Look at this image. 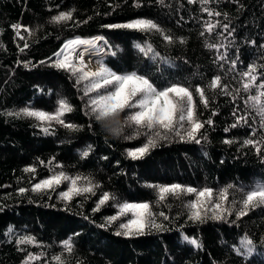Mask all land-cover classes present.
<instances>
[{"label":"trees","instance_id":"16d2710c","mask_svg":"<svg viewBox=\"0 0 264 264\" xmlns=\"http://www.w3.org/2000/svg\"><path fill=\"white\" fill-rule=\"evenodd\" d=\"M60 13L71 19L54 22ZM139 19L159 30L112 27ZM13 25L28 28L30 39H19ZM78 37L104 38L113 56L102 65L118 75L145 76L158 90L187 87L203 125L195 138H188L191 125L185 121L180 135L163 138L161 132L133 159L128 153L147 144L156 130L126 124L127 109L118 124L95 119L90 99L97 93L85 95L87 82L77 83L78 76L57 67L53 57ZM137 43L149 44L160 57L146 55ZM30 62L34 69L24 67ZM252 67L255 82L244 76ZM217 76L220 86L209 87ZM262 83L264 0H0V264H264V203L239 215L245 193L264 184ZM197 88L204 90L206 105ZM252 96H260L256 107ZM61 101L71 109L60 116L63 124L22 112L55 114ZM59 172L87 178L94 193L65 200L60 194L69 181L32 190ZM174 184L213 190L200 220L190 218L195 194L160 199V187ZM104 193L111 198L100 204ZM124 203L150 205L153 215L142 234L125 235L120 227L131 213L110 221ZM216 203L220 209L213 208ZM244 239L255 249L249 257L236 250Z\"/></svg>","mask_w":264,"mask_h":264},{"label":"snow or ice","instance_id":"6c2138e0","mask_svg":"<svg viewBox=\"0 0 264 264\" xmlns=\"http://www.w3.org/2000/svg\"><path fill=\"white\" fill-rule=\"evenodd\" d=\"M194 0H189V3H193ZM205 3L208 0H204ZM209 15H213L208 8L203 9ZM219 16L220 13H215ZM70 13H60L54 16L52 20L54 22H61L65 20H70ZM112 27H125L129 29H136L140 31L148 30H159L158 26L150 20L139 19L130 22L125 25H114ZM214 25L209 24L207 26V31L211 32ZM226 29L228 26L223 25ZM13 28L17 30V35H19L20 25H13ZM29 29L25 28V31ZM23 39V37H20ZM164 39L171 41V37L165 36ZM75 44H87L90 41L77 40L74 41ZM209 48L216 47L215 45H207ZM27 47V45H25ZM65 47H68L67 45ZM56 55H63V52L57 53ZM57 67L69 71L73 75H77V83L87 82L85 87V95L91 92H96L97 96L90 99L91 112L95 115L97 121H111L118 124V117L125 110H129L126 117L125 123L129 126L135 125L138 128H145L149 132H153V138L148 140V143L143 147L130 151L128 154L133 159H138L140 156L144 155L148 148L155 143V138L161 136V132L164 133L166 138L168 132H174L176 135H180L179 129L184 127V122L187 121L191 127L187 131V136L190 139L195 138V133L199 131L203 125L195 119L194 104L192 92L184 86L171 85L164 89L158 90L145 76L137 75L136 73L118 75L111 71L109 68L100 65L97 70H86L87 65H84L83 58L81 57L79 64H73L69 56L64 55V58L57 62ZM255 68L252 67L248 72L244 73V76L251 77V81L255 82L256 76L252 75ZM220 86V77L214 78L209 87L215 88ZM224 90H227V85H224ZM260 88H264V83L259 85ZM245 91L249 88V83L243 85ZM104 89V93L100 90ZM113 89V90H109ZM196 91L199 93L202 102L206 105L207 100L204 98V90L197 88ZM264 95V93H261ZM252 100L253 107L260 101V96L249 97ZM136 109V111H131ZM71 111L70 107L66 102L61 101L59 104V110L55 114H49L44 111H35L29 109H23L22 112L29 117H35L40 121H52L57 120L61 124L64 121L60 120V116L65 112ZM260 113L264 115V107L259 109ZM235 115V113H234ZM239 119H244L240 117ZM211 123V121H209ZM72 127V125H66ZM232 127H236L235 124ZM47 131V128L44 129ZM115 132L119 133L120 129L117 127L114 129ZM248 144H254V141H246ZM259 151V149H257ZM87 155V153H83ZM25 171H35L32 169H25ZM85 180L84 186L78 184L79 181ZM69 181L70 187L67 191L62 192L60 195L65 200H70L73 195H81L84 193H94L95 185L91 181H87L84 177H69L64 172H59L50 176L49 178L43 179L39 183L33 186V191H44L50 190L54 187L59 186L61 183ZM26 189L21 188L20 192H25ZM160 199H165L166 193L177 194L179 192H185L187 194H195V199L190 202V208L193 210L191 214V219L200 220L201 211H207L203 206L206 202H210L213 197V190L209 188H204L202 190H197L193 187L184 188L179 184H174L170 186H162L159 189ZM245 200L243 202V209L240 211L239 215L243 216L247 214V209L249 206L255 207L257 203H264V184H258L253 186L248 192L245 193ZM108 193H104L99 201L100 204H104L110 199ZM224 199V197H221ZM214 209H220L221 204L216 203L213 206ZM98 210V209H97ZM132 214L131 219L126 223L120 225L121 228L125 229V235H130L135 231L138 234H142L144 228L147 226L153 213L151 212V207L148 203H124L119 207L118 216L110 217V221H114L119 218V216ZM163 215V213H161ZM214 218H222L217 214ZM154 227L159 228V225L153 224ZM121 233H117L120 235ZM30 242L28 240H22L21 243ZM190 243L197 245L196 240H191ZM245 244L251 245L252 241H244ZM65 248L69 251L71 250V245L69 242H64ZM199 246V245H197ZM249 250H251L249 248ZM31 259V257H29ZM55 259L60 262V257H55Z\"/></svg>","mask_w":264,"mask_h":264},{"label":"rangeland","instance_id":"374dc122","mask_svg":"<svg viewBox=\"0 0 264 264\" xmlns=\"http://www.w3.org/2000/svg\"><path fill=\"white\" fill-rule=\"evenodd\" d=\"M28 29V28H27ZM25 30L19 29V35H17V30H15V33L19 39L20 37H23V41H28L30 39V31L29 35L27 33V36L24 34ZM77 41V40H74ZM72 41V42H74ZM85 41V40H83ZM91 43L87 44H75L70 46V51L68 56L71 58L73 64H79L81 57L83 58V63L84 61L91 63V68L87 66L86 70H97L98 66L102 65L106 60H108L110 57L113 56V53L107 48L108 46L106 45V40L102 37H96L92 38L90 40ZM70 42V43H72ZM70 45V44H69ZM68 45V46H69ZM137 47L143 51L146 55H150L153 59L159 58V54L152 50L149 44H144L142 45L141 43L136 44ZM74 47V48H73ZM62 49V50H61ZM58 53L63 52V55H54L53 57L58 59L59 61L64 58V44L61 47ZM167 64H169L167 62ZM94 65V68H93ZM35 66L33 65L32 67H28L29 70L34 69ZM244 241H247V239H244L241 241L240 245L236 248L237 252L241 255L249 257L250 255L255 253V249L252 246V244L249 246L244 243ZM244 246H247V248H243ZM251 250H249V248Z\"/></svg>","mask_w":264,"mask_h":264},{"label":"bare ground","instance_id":"6f19581e","mask_svg":"<svg viewBox=\"0 0 264 264\" xmlns=\"http://www.w3.org/2000/svg\"><path fill=\"white\" fill-rule=\"evenodd\" d=\"M24 34L27 36V31H24ZM74 40H81V39H74ZM73 40V41H74ZM72 42V41H71ZM70 44V45H69ZM68 47H64V55H67L68 56V54H69V51H70V46H72V45H75V43H70V42H68L67 44H66ZM65 45V46H66ZM74 48V47H73ZM84 65H87L89 68H91V63H89V62H86V61H84ZM93 68H94V65H93ZM94 70H95V68H94ZM87 114V113H86ZM82 165V164H81Z\"/></svg>","mask_w":264,"mask_h":264},{"label":"built area","instance_id":"2783aa9c","mask_svg":"<svg viewBox=\"0 0 264 264\" xmlns=\"http://www.w3.org/2000/svg\"><path fill=\"white\" fill-rule=\"evenodd\" d=\"M32 66H33V62L32 63L30 62L27 65L26 64L24 65L25 68L32 67Z\"/></svg>","mask_w":264,"mask_h":264},{"label":"water","instance_id":"95a60500","mask_svg":"<svg viewBox=\"0 0 264 264\" xmlns=\"http://www.w3.org/2000/svg\"><path fill=\"white\" fill-rule=\"evenodd\" d=\"M20 29H23V27H21ZM25 30V29H24ZM27 33H29L28 31H27ZM78 39H80V38H78ZM74 40V39H73Z\"/></svg>","mask_w":264,"mask_h":264}]
</instances>
